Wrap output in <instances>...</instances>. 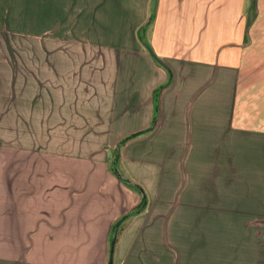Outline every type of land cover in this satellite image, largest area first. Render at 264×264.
Returning a JSON list of instances; mask_svg holds the SVG:
<instances>
[{
  "label": "crops",
  "instance_id": "0c3cea01",
  "mask_svg": "<svg viewBox=\"0 0 264 264\" xmlns=\"http://www.w3.org/2000/svg\"><path fill=\"white\" fill-rule=\"evenodd\" d=\"M89 1L0 0V264H264V0Z\"/></svg>",
  "mask_w": 264,
  "mask_h": 264
},
{
  "label": "rangeland",
  "instance_id": "374dc122",
  "mask_svg": "<svg viewBox=\"0 0 264 264\" xmlns=\"http://www.w3.org/2000/svg\"><path fill=\"white\" fill-rule=\"evenodd\" d=\"M89 2V0H48L47 23L49 35L55 34L56 26L60 29L59 34H69L67 32H71L73 23H76L77 26V23L94 21L98 14L88 11ZM14 23H20L18 16H16ZM142 34L141 31L140 36Z\"/></svg>",
  "mask_w": 264,
  "mask_h": 264
},
{
  "label": "trees",
  "instance_id": "16d2710c",
  "mask_svg": "<svg viewBox=\"0 0 264 264\" xmlns=\"http://www.w3.org/2000/svg\"><path fill=\"white\" fill-rule=\"evenodd\" d=\"M156 111H157V109H156ZM145 131H140V132H136V133H133V134H131L130 136H128V137H126L123 141H121V143L120 144H123L124 142H126L127 140H129V139H131V138H134V137H136V136H138V135H140V134H142V133H144ZM117 163H118V157H115V159H114V164H113V167H112V170H113V172H115L117 175H118V170H117ZM119 176V175H118ZM140 191H141V189H140ZM145 205H146V200L144 199L143 200V202L141 203V205L137 208V210H136V212H140L141 210H143L144 209V207H145Z\"/></svg>",
  "mask_w": 264,
  "mask_h": 264
},
{
  "label": "water",
  "instance_id": "95a60500",
  "mask_svg": "<svg viewBox=\"0 0 264 264\" xmlns=\"http://www.w3.org/2000/svg\"><path fill=\"white\" fill-rule=\"evenodd\" d=\"M148 53L152 56V58L160 65H162L163 67H165L164 62L155 54V52L153 51V49L149 46V45H145ZM119 225V223L117 224ZM113 247V246H112ZM111 254H112V248H111Z\"/></svg>",
  "mask_w": 264,
  "mask_h": 264
}]
</instances>
